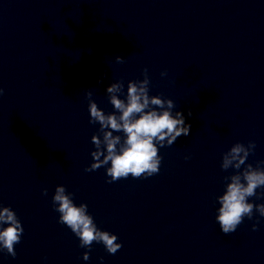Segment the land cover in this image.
<instances>
[{"label":"water","instance_id":"95a60500","mask_svg":"<svg viewBox=\"0 0 264 264\" xmlns=\"http://www.w3.org/2000/svg\"><path fill=\"white\" fill-rule=\"evenodd\" d=\"M144 68L149 94L172 99L190 134L159 148L157 174L108 183L103 167L84 170L98 128L89 123L85 92L111 112L106 86L122 78L126 93ZM249 140L255 165L264 160V0H131L0 154V204L23 226L16 255L0 251V264H264V217L257 215L255 231L257 220L245 218L230 234L215 220V197L232 171H221V153ZM57 184L117 235L115 254L95 242L80 247L58 222L51 202Z\"/></svg>","mask_w":264,"mask_h":264},{"label":"clouds","instance_id":"9594fccd","mask_svg":"<svg viewBox=\"0 0 264 264\" xmlns=\"http://www.w3.org/2000/svg\"><path fill=\"white\" fill-rule=\"evenodd\" d=\"M115 61L123 64L125 58L116 56ZM141 75L142 79L127 81L126 93L122 78L106 86L107 99L113 108L111 112L97 106L92 99V91L85 92L89 123L98 124V128L91 136L94 145L90 152L92 161L84 170L90 172L103 167L108 183L129 176L139 179L157 174L162 159L159 148L171 146L178 137L190 134L191 125L181 111H173L176 106L172 99L149 94L147 68L141 70ZM160 75L166 76V70ZM2 94L3 89L0 88ZM188 115H191L190 110ZM254 150V140L247 144L237 141L221 153V171L232 170L223 178L224 190L215 197L218 202L215 220L224 234L235 232L245 218L257 220V215L264 217V203H254L251 199L264 198V191H257L264 189V160H257L255 165L248 163V157ZM41 194L46 196L48 189L42 188ZM51 202L59 213L58 222L78 237L80 247L91 249L95 242L102 244L109 254H115L122 247L115 233L97 226L86 203H74L73 193L64 185L55 186ZM257 223L258 220L251 225L254 231ZM22 235L23 226L15 211L0 204V251L14 257L15 245L20 243ZM82 258L88 260L89 252H83Z\"/></svg>","mask_w":264,"mask_h":264}]
</instances>
